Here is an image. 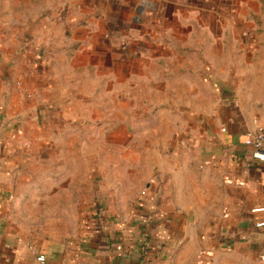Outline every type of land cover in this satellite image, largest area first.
Instances as JSON below:
<instances>
[{
	"label": "crops",
	"instance_id": "1",
	"mask_svg": "<svg viewBox=\"0 0 264 264\" xmlns=\"http://www.w3.org/2000/svg\"><path fill=\"white\" fill-rule=\"evenodd\" d=\"M256 126L264 0H0V264H257Z\"/></svg>",
	"mask_w": 264,
	"mask_h": 264
},
{
	"label": "built area",
	"instance_id": "2",
	"mask_svg": "<svg viewBox=\"0 0 264 264\" xmlns=\"http://www.w3.org/2000/svg\"><path fill=\"white\" fill-rule=\"evenodd\" d=\"M245 146L251 149L254 160L264 163V127L256 126L254 129L250 130L246 136ZM224 182L226 184L234 183L232 177L229 176L225 177ZM251 213H264V207L254 208L251 210ZM256 226L258 228L264 227V220L256 223ZM37 260L40 263L45 262L43 256H39ZM257 264H264V255L260 257Z\"/></svg>",
	"mask_w": 264,
	"mask_h": 264
},
{
	"label": "rangeland",
	"instance_id": "3",
	"mask_svg": "<svg viewBox=\"0 0 264 264\" xmlns=\"http://www.w3.org/2000/svg\"><path fill=\"white\" fill-rule=\"evenodd\" d=\"M12 69H13V68H12ZM17 69L25 71L24 67L16 68V69H14L13 71H17ZM16 85H17V87H18V86H21V87H22V85L19 84V83H17ZM69 115H72V112H69V113L66 114V119L68 118ZM68 123H69V122H66V124H68ZM66 126H67V125H66ZM65 130L68 131V130H70V128H65ZM96 132H98V131H96ZM66 146H68V147H72L73 145H66ZM93 146H94V145H93ZM53 150H55V149H53ZM78 226H79V225H78Z\"/></svg>",
	"mask_w": 264,
	"mask_h": 264
}]
</instances>
